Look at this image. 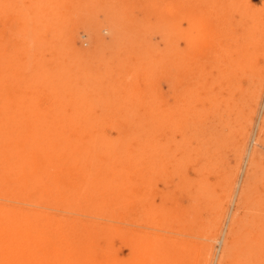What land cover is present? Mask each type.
Listing matches in <instances>:
<instances>
[{"label":"rangeland","instance_id":"374dc122","mask_svg":"<svg viewBox=\"0 0 264 264\" xmlns=\"http://www.w3.org/2000/svg\"><path fill=\"white\" fill-rule=\"evenodd\" d=\"M0 264H264V0H0Z\"/></svg>","mask_w":264,"mask_h":264}]
</instances>
